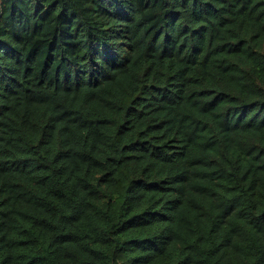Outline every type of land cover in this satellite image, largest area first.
Here are the masks:
<instances>
[{"label": "trees", "instance_id": "16d2710c", "mask_svg": "<svg viewBox=\"0 0 264 264\" xmlns=\"http://www.w3.org/2000/svg\"><path fill=\"white\" fill-rule=\"evenodd\" d=\"M0 264H264V0H0Z\"/></svg>", "mask_w": 264, "mask_h": 264}]
</instances>
